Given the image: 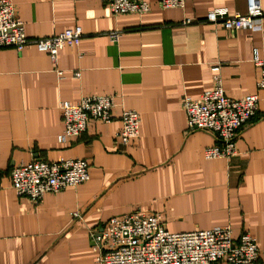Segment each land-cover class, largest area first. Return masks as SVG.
Instances as JSON below:
<instances>
[{"label": "crops", "instance_id": "0c3cea01", "mask_svg": "<svg viewBox=\"0 0 264 264\" xmlns=\"http://www.w3.org/2000/svg\"><path fill=\"white\" fill-rule=\"evenodd\" d=\"M12 1L30 38L75 26L84 36L60 51L58 65L34 45L0 47V264H99L89 233L130 211L162 216L171 232L230 225L238 238L249 231L264 264V98L238 132L239 155L229 159L205 158L217 135L187 130L182 106L184 96L213 88L216 74L233 98L261 93L253 57H264V16L257 29L228 30L207 22L208 12L244 13L247 0H186L173 9L147 0L149 12L121 15L104 0ZM114 30H123L116 41ZM106 94L116 98L114 119L91 121L81 136L59 142L61 103ZM127 108L142 114L141 134L123 144ZM38 158L85 159L90 180L35 205L17 196L11 169Z\"/></svg>", "mask_w": 264, "mask_h": 264}, {"label": "built area", "instance_id": "2783aa9c", "mask_svg": "<svg viewBox=\"0 0 264 264\" xmlns=\"http://www.w3.org/2000/svg\"><path fill=\"white\" fill-rule=\"evenodd\" d=\"M114 15L144 14L150 11L147 0H104ZM164 9L181 8L186 0H158ZM246 12H231L229 8H216L208 12L207 22L220 23L228 30L257 29L262 24V0H247ZM193 19H184L189 25ZM123 30L109 33L118 40ZM84 36L80 26L70 27L51 37H28L23 20L18 17L12 0H0V47L22 51L30 45L46 52L57 64L59 53L65 46H79ZM254 62L260 68L257 88L261 93L233 98L225 93L222 79L216 74V84L203 92L200 98L184 96L182 106L187 113V130H209L216 133L218 142L206 148L205 158H231L239 155L237 137L240 128L258 113L264 98V57L254 53ZM58 65V64H57ZM217 65L214 70L218 71ZM59 77L64 70L57 68ZM75 77L80 76L74 71ZM115 96L88 95L77 103L63 101L60 105L64 130L58 136L61 143L81 136L91 121L102 123L114 119L112 110ZM122 127L118 138L124 144L139 138L142 114L134 109H123ZM11 172L12 187L18 197L26 196L35 205L46 193H56L90 180L89 163L85 159H62L55 162L38 158L15 165ZM91 247L99 264H261V250L257 239L249 231L234 238L230 225H216L209 229L171 232L164 218L158 214L130 211L111 216L102 230L89 233Z\"/></svg>", "mask_w": 264, "mask_h": 264}]
</instances>
